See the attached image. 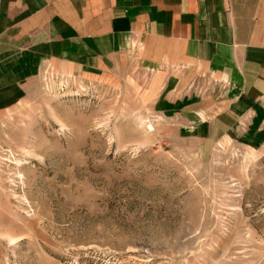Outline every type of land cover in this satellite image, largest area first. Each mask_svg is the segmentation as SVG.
Returning a JSON list of instances; mask_svg holds the SVG:
<instances>
[{
	"label": "rangeland",
	"instance_id": "374dc122",
	"mask_svg": "<svg viewBox=\"0 0 264 264\" xmlns=\"http://www.w3.org/2000/svg\"><path fill=\"white\" fill-rule=\"evenodd\" d=\"M21 95L0 113V231L23 240H0V264H264V122L246 99L45 70Z\"/></svg>",
	"mask_w": 264,
	"mask_h": 264
},
{
	"label": "crops",
	"instance_id": "0c3cea01",
	"mask_svg": "<svg viewBox=\"0 0 264 264\" xmlns=\"http://www.w3.org/2000/svg\"><path fill=\"white\" fill-rule=\"evenodd\" d=\"M44 70L150 98L199 89L220 108L244 98L264 122V0H0L3 117Z\"/></svg>",
	"mask_w": 264,
	"mask_h": 264
},
{
	"label": "bare ground",
	"instance_id": "6f19581e",
	"mask_svg": "<svg viewBox=\"0 0 264 264\" xmlns=\"http://www.w3.org/2000/svg\"><path fill=\"white\" fill-rule=\"evenodd\" d=\"M47 103V102H46ZM45 103V104H46ZM49 109H51L49 107ZM50 114L52 115V117L56 120V122L60 125V127L62 129L66 128V125L60 120V118L58 117V114L56 113V111H54L53 109L50 110ZM20 151H21V156L23 158H36L38 157L37 154H35V152L33 151L34 149L32 148H28V147H20ZM16 159V158H15ZM25 159L22 158H17L16 159V165L20 168V166L24 163ZM26 164V163H24ZM19 175V179L23 182L24 181V176L22 175V173L20 174V172L18 173ZM18 179V178H17ZM19 180V181H20ZM23 200V199H22ZM26 199H24L22 202H20L21 204L26 203ZM28 202V201H27ZM24 210V209H23ZM25 212V211H24ZM30 215V214H28ZM1 228V227H0ZM2 229V228H1ZM12 230V229H11ZM0 240L5 241L7 247H17V245L23 240L22 236H16L12 233V231H0ZM13 249V248H12Z\"/></svg>",
	"mask_w": 264,
	"mask_h": 264
}]
</instances>
